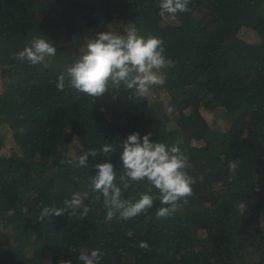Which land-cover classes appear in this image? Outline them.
Returning <instances> with one entry per match:
<instances>
[{
	"label": "trees",
	"instance_id": "1",
	"mask_svg": "<svg viewBox=\"0 0 264 264\" xmlns=\"http://www.w3.org/2000/svg\"><path fill=\"white\" fill-rule=\"evenodd\" d=\"M159 4L0 0V264H82L84 248L104 253L99 264H264V0H191L175 19L161 17ZM131 25L162 38L175 61L162 70L164 85L144 96L121 86L115 97L110 85L95 101L67 76L64 89L56 87L97 32L123 34ZM247 28L256 38L243 48L237 39ZM39 35L55 43L47 67L17 56ZM133 131L179 142L189 174L203 179L167 218L156 217V200L135 218L106 221L91 185L103 144L115 148L107 159L123 198L158 193L146 180L123 188L120 152ZM89 148L97 156L87 168L65 163ZM77 192L87 194L78 210L88 206L86 216L37 219L43 206L63 207Z\"/></svg>",
	"mask_w": 264,
	"mask_h": 264
},
{
	"label": "clouds",
	"instance_id": "2",
	"mask_svg": "<svg viewBox=\"0 0 264 264\" xmlns=\"http://www.w3.org/2000/svg\"><path fill=\"white\" fill-rule=\"evenodd\" d=\"M191 0H160L159 15L176 18L177 14L190 11ZM55 43L44 36H37L30 45L20 51V60H27L31 65L47 67L46 58L55 56ZM175 67V61L165 56L162 38L153 35H141L135 25H131L123 34L116 30L97 32L83 53L67 68L66 73L58 76L56 87L63 90L67 76L70 87L94 98V101L106 92L110 85L114 87L113 97L117 96L121 86L134 90L138 96L148 94L152 86L166 83L163 69ZM103 111V108L101 109ZM172 109H169L171 112ZM151 133L141 137L138 131L131 132L123 140L120 159L124 175L120 177L123 188L128 187V180L147 181L158 193L142 192L138 198H123V189L117 184L114 165L107 159L115 152L112 144H103L100 151L104 162L96 163V174L91 178L92 191L103 197V206L107 210L106 221L118 216L120 220L135 218L151 209L156 200L162 205L156 211V217L167 218L177 209L180 201L187 203L193 194V185L202 177L189 174L192 167L189 158L181 150L179 142L167 145L150 139ZM96 157L97 151L89 148L73 156L65 163L75 168L88 167V158ZM230 167L235 168L233 163ZM127 178V179H126ZM79 192L65 199L63 207L43 206L38 220L46 217L62 216L65 212L70 217L83 218L91 210L81 205L86 197ZM131 235V233H129ZM139 247L150 250L146 241ZM104 255L99 249H81L78 259L82 264H99ZM59 264H71L70 260H61Z\"/></svg>",
	"mask_w": 264,
	"mask_h": 264
},
{
	"label": "rangeland",
	"instance_id": "3",
	"mask_svg": "<svg viewBox=\"0 0 264 264\" xmlns=\"http://www.w3.org/2000/svg\"><path fill=\"white\" fill-rule=\"evenodd\" d=\"M257 29H258V32H260V34H261L262 33L261 25H258ZM255 38H256V34H255L254 30L251 28L250 29L247 28V29L241 30V33L239 34L237 40H238L240 46L244 48V47L248 46L246 41H252ZM85 47L86 46H83V49H85ZM244 51L245 50H243V52ZM154 93L156 95V92H154ZM158 98H160V103L162 104L163 108L169 112L170 108H169L168 104L166 103V99L164 97H162L161 95ZM218 124L219 123H215V126ZM5 145L6 146H4V148H3L4 151L8 150V147L11 146V140H8Z\"/></svg>",
	"mask_w": 264,
	"mask_h": 264
}]
</instances>
